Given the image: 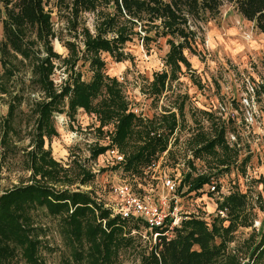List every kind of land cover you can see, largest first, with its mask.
Returning <instances> with one entry per match:
<instances>
[{
    "label": "rangeland",
    "instance_id": "rangeland-1",
    "mask_svg": "<svg viewBox=\"0 0 264 264\" xmlns=\"http://www.w3.org/2000/svg\"><path fill=\"white\" fill-rule=\"evenodd\" d=\"M55 1L50 0L45 7L51 12L53 29L60 37L59 41L52 40L53 50L60 57L52 58L51 63L56 69L49 76L54 87L59 89L66 73L70 72V66L62 63L63 57L68 55L66 48L61 46L62 41L74 38L81 47L83 37L80 34L77 38L73 36L74 31L69 29L66 21L68 10L62 6L63 11H57ZM2 17L3 14L0 15V41L3 40ZM90 17L85 14L80 25L85 24L93 32ZM197 32L200 38L194 43L195 51H184L190 68L182 65L180 73L169 80L158 97L151 93L150 84L155 72L168 71L164 63L168 51L164 38L153 41L147 49L139 39L127 42L125 49L133 58L120 64L114 63L109 54H102L106 74L114 76L120 83L127 110L154 123L152 127L162 134H167L168 129L161 115L167 111L175 113L177 126L167 136V148L153 159L154 167L148 169L143 166L140 173H125L113 156H90L93 149L101 146L99 143L107 129L114 131L117 120L110 119L96 127L92 118L96 112L89 113L80 108L71 116L65 100L52 110L51 124L55 133L50 138H43V149L50 147L51 157L61 165L65 174L59 181L51 183L52 179L44 182L56 190L87 193L112 217L110 209L121 201L114 187L125 183L137 195L145 194L149 199L157 200L160 195L167 194L159 177L168 176L178 186V207L208 223L218 215L216 202L221 201L222 196L233 191L245 194L250 202L249 213L244 222H238L228 250L236 251L239 263L246 264L250 249L264 234V34L256 30L253 22L239 16L228 3L220 8L215 18L201 23ZM21 34L29 42L28 35ZM31 40L37 43L34 37ZM11 54H7V59L16 68L11 77L0 63V83L3 85L0 88V195L31 179L28 154L35 143L38 117L35 106L45 98L42 89L34 82L31 67L36 60L43 59L44 54L33 55L29 61ZM74 70L80 72L85 81L92 74L88 63L82 60L77 62ZM245 97L247 105L242 102ZM13 101V115L9 116L8 106ZM219 106L224 107V111L219 110ZM97 118L100 122L98 115ZM221 125L224 127L225 143L231 133L236 136L237 143L232 147L227 143L228 149L217 143L215 148L193 156L191 151L214 139L216 129ZM5 130L8 134L4 138ZM71 132L76 133L75 138L70 137ZM190 154H193L192 158ZM187 172L193 177L209 175L213 182L221 177L224 186L218 184V189L223 193L217 195L210 192L206 185L197 193H187V186L180 183ZM85 174L89 176L85 177ZM30 214L38 229L40 264H76L73 239L65 227H61V217L50 216L40 207L32 209ZM220 217L225 218L226 214H220ZM258 220H261L259 228L253 226ZM132 223L125 226V230H130L128 235L132 237V242L129 247L119 250L114 264H139L140 256L153 242L140 223L136 227H132ZM15 264L25 263L19 261Z\"/></svg>",
    "mask_w": 264,
    "mask_h": 264
},
{
    "label": "trees",
    "instance_id": "trees-1",
    "mask_svg": "<svg viewBox=\"0 0 264 264\" xmlns=\"http://www.w3.org/2000/svg\"><path fill=\"white\" fill-rule=\"evenodd\" d=\"M49 1L0 0V15L3 14L1 67L11 77L16 68L7 59L9 52L27 61L33 55L43 53L44 58L39 62L36 60L31 67L34 82L45 97L35 106L38 114L35 143L28 154L31 179L0 195V264L19 261L40 264L38 229L30 214L38 207L44 208L50 216L61 217V227H65L73 239L76 264H114L119 250L129 247L132 242V237L128 235L130 230H125V226L133 222L132 227H136L139 222L123 219L119 215L109 216L110 212L85 192L56 190L44 182L52 179L51 183L59 181L65 174L61 165L51 157L50 149H43L44 136L50 138L55 133L51 124L52 110L66 100L71 116L82 107L89 113L96 112L101 126L110 119H116L110 140L124 155V161L119 164L121 170L140 173L143 166L167 148V136L177 126L175 113L167 111L161 115L168 129L167 134H162L152 127L154 123L127 110L120 83L105 72L102 53H109L116 62L132 60V56L123 49L125 42L135 37L147 49L158 38H166L169 50L164 63L168 71L155 72L150 84L151 93L158 97L169 80L180 73L182 65L189 68L190 62L184 51H195L194 43L198 40L197 31L201 23L215 18L220 8L228 3L239 16L253 22L256 30L264 34V0H56L54 6L57 11L64 9H61L62 6L68 10L66 21L69 29L74 31L73 36L80 34L83 37L82 48L75 41H62V46L68 51L62 63L70 66V72L66 73L59 89L49 78L56 69L51 63L52 58L60 57L52 46V40L59 41L60 37L53 29L50 12L45 9ZM85 14L93 20V32L85 24L80 25ZM21 33L28 35L29 42ZM33 37L36 44L30 41ZM79 60L86 61L91 69L88 81L74 70ZM2 86L0 83V88ZM14 104L13 101L8 106L9 116L13 115ZM7 134L8 130H5L3 137ZM223 134L224 127L221 125L216 129L215 138L192 150V155L211 150L217 143L228 149ZM127 147L129 150H126ZM106 149L105 146L96 147L90 156L96 158ZM88 176L85 174V177ZM209 181V175L193 177L187 172L180 183L187 186V193H197ZM248 201V196L239 192L223 196L221 201L216 202V210L225 209V218L218 214L209 223L194 216L182 221L179 227L174 228L172 238L166 240L161 237L159 242L151 244L140 256L139 264H240L236 251H229L228 244L238 222H244L248 216ZM104 218L106 220L102 224ZM246 264H264V234L250 249Z\"/></svg>",
    "mask_w": 264,
    "mask_h": 264
},
{
    "label": "built area",
    "instance_id": "built-area-1",
    "mask_svg": "<svg viewBox=\"0 0 264 264\" xmlns=\"http://www.w3.org/2000/svg\"><path fill=\"white\" fill-rule=\"evenodd\" d=\"M249 90L252 91V87H250ZM242 102L247 105L248 99L245 97L244 99H242ZM219 110L224 111V107L219 106ZM92 118L96 122L95 126L99 127L97 125V115L93 114ZM231 118L233 119V115H231ZM248 118L250 119V117ZM107 130L108 132L101 138L102 142H100L102 146L107 147L104 155H106V157L113 156L115 162L117 164H120L124 161V155L113 144L112 140H110L111 135L113 134L112 128ZM70 137L75 138L76 133L71 132ZM226 140L230 147L234 146L237 143L236 136L233 133L228 134ZM91 142L92 141H90V143ZM190 157H193L192 154H190ZM155 165V162L152 161L151 163L146 165V167L148 169H151V167H154ZM153 177L154 175L152 176V178ZM159 179L167 189L166 195H160L157 200H151L149 199L148 195H137L130 185L123 183L118 187H114V191L121 201L119 202V204L116 203L110 209L112 213L111 215L113 216L119 215L121 218L126 220L131 219L138 221L141 224V227L146 230V233L149 232V235L151 236L153 241L152 244L155 242H159V239H161V237H164L166 240L172 238L175 232L174 228L179 227L182 221L188 220L190 217H193L190 212L183 211L178 207V200L180 198L176 195L178 186L176 185V183H174V180L168 176H160ZM177 179L178 177L176 178V180ZM223 183V179H221L220 177L218 178L217 182L209 181V183L205 185L210 188V192H214L218 195L219 193H223V190L218 189V184H222V186H224ZM225 183L228 184L227 181ZM224 191L228 193L227 190ZM222 198L223 196L221 197V200ZM217 212L221 215L226 214L225 209L219 210ZM260 225L261 220L254 221L253 226L259 228Z\"/></svg>",
    "mask_w": 264,
    "mask_h": 264
},
{
    "label": "crops",
    "instance_id": "crops-1",
    "mask_svg": "<svg viewBox=\"0 0 264 264\" xmlns=\"http://www.w3.org/2000/svg\"><path fill=\"white\" fill-rule=\"evenodd\" d=\"M55 7H56V6H55ZM45 9H46V7H45ZM46 10H48V9H46ZM56 10H57V8H56ZM48 11H49V10H48ZM49 12H50V11H49ZM50 16H51V12H50ZM91 32H92V31H91ZM74 37L77 38L76 36H74ZM134 38H135V37H134ZM134 38H133V39H134ZM160 38H164V37H160ZM133 39H132V40H133ZM136 39H137V38H136ZM158 39H159V38H158ZM164 39H165V44H166V38H164ZM70 40H71V39H70ZM82 40H83V39H82ZM82 40H81V42H80V44H81V47H80V48H82ZM132 40H131V41H132ZM71 41H75V42L79 45V43H78L76 40H74V38H73V40H71ZM131 41H127V42H131ZM155 41H156V40H155ZM127 42H125V44H124V48H123V49H124V51H126V52H128V53L130 54V52L127 51V50L125 49V45H126ZM166 45H167V44H166ZM61 46H62V45H61ZM79 46H80V45H79ZM167 46H168V45H167ZM64 48H65V47H64ZM168 50H169V48H168ZM167 52H168V51H167ZM167 52H166V53H167ZM102 54H103V53H102ZM107 54H109V53H107ZM130 55H131V54H130ZM165 55H166V54H165ZM131 56H132V55H131ZM132 58H133V56H132ZM186 58H187V57H186ZM126 60H128V59H126ZM187 60H188V59H187ZM128 61H131V60H128ZM121 62H123V61H121ZM121 62H116V61H114V63H117V64H120ZM188 62H189V61H188ZM190 66H191V64H190ZM190 66H189V68H190ZM105 68H106V67H105ZM189 68H188V69H189ZM115 70H116V69H115ZM117 70H118V69H117ZM190 76H191V75H190ZM152 81H153V80H152ZM152 81H151V82H152ZM80 108H82V107H80ZM80 108H79V109H80ZM77 110H78V109H77ZM96 115H97V114H96ZM176 123H177V120H176ZM97 125L100 126V125H99V122H97ZM99 141H100V140H98V143H99ZM44 143H45V142H44ZM226 143H227V142H226ZM99 145H101V144L99 143ZM101 146H102V145H101ZM98 147H100V146H98ZM47 149H50V147H48ZM97 156L100 158V157H104L105 155H104V153L102 152V153L97 154ZM96 158H97V157H96ZM63 166L66 167L65 165H63ZM212 205H213V203L211 204V207H210V208H212Z\"/></svg>",
    "mask_w": 264,
    "mask_h": 264
}]
</instances>
